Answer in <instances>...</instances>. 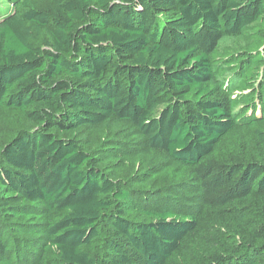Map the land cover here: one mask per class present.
<instances>
[{
    "label": "trees",
    "instance_id": "obj_1",
    "mask_svg": "<svg viewBox=\"0 0 264 264\" xmlns=\"http://www.w3.org/2000/svg\"><path fill=\"white\" fill-rule=\"evenodd\" d=\"M6 3L0 264H264V0Z\"/></svg>",
    "mask_w": 264,
    "mask_h": 264
},
{
    "label": "rangeland",
    "instance_id": "obj_2",
    "mask_svg": "<svg viewBox=\"0 0 264 264\" xmlns=\"http://www.w3.org/2000/svg\"><path fill=\"white\" fill-rule=\"evenodd\" d=\"M6 6H8L6 0H0V10H1L0 19L2 18V16L6 14V11H4L5 10L4 7ZM246 44L247 41L244 40L243 38H225L221 41L219 50L223 57H227L238 51L245 49ZM230 75H231L230 72H227L225 74V77H229ZM4 119H8V120H5L6 122H4L1 125V131L3 134L7 135L8 133H11V131L17 128L18 121H16L15 119L11 121V118H4Z\"/></svg>",
    "mask_w": 264,
    "mask_h": 264
}]
</instances>
